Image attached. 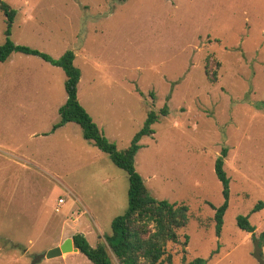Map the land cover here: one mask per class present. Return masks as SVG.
Returning a JSON list of instances; mask_svg holds the SVG:
<instances>
[{
  "label": "rangeland",
  "instance_id": "obj_1",
  "mask_svg": "<svg viewBox=\"0 0 264 264\" xmlns=\"http://www.w3.org/2000/svg\"><path fill=\"white\" fill-rule=\"evenodd\" d=\"M0 2L17 11L16 44L54 59L75 53L79 102L118 150L149 111L168 105L135 168L156 199L189 209L181 244L168 248L173 264H258L264 208L250 215L254 235L237 217L264 203V0ZM5 30L0 12V45ZM65 81L38 57L13 53L0 63V264H33L78 233L95 248L127 210V174L78 124L53 131ZM224 147L230 200L218 237L215 162ZM36 264L93 263L74 252Z\"/></svg>",
  "mask_w": 264,
  "mask_h": 264
},
{
  "label": "trees",
  "instance_id": "obj_2",
  "mask_svg": "<svg viewBox=\"0 0 264 264\" xmlns=\"http://www.w3.org/2000/svg\"><path fill=\"white\" fill-rule=\"evenodd\" d=\"M124 3L126 0H109ZM0 12L6 17L5 41L0 45V63L8 61L13 53L38 57L46 63L61 68L65 75V91L67 100L59 109L60 122L54 125L53 131L68 123L78 124L86 140L93 142L94 146L107 154L112 163L123 170L128 176V207L124 214L117 216L111 223V234L104 235L103 241L94 248L90 245L85 235L78 233L72 239L75 247L93 264H173V258L168 253L170 245L181 244L179 232L188 223V207L185 204L170 203L166 200L156 199L147 188L144 179L135 168V157L142 148L141 140L155 134L154 125L161 117L170 114L168 105L156 112L149 111L143 127L135 134L130 146L125 150H118L110 142L104 132L100 130L93 118L88 114L78 99V85L81 71L74 64L75 53L66 51L60 58L54 59L29 46L18 45L12 39V29L17 11L7 3L0 2ZM228 150L224 147L215 162V174L220 181L224 197L223 204L216 208L215 232L221 236L224 217L229 208L230 179L224 169ZM264 203L259 202L247 216H238L237 225L242 231L254 235L255 227L250 222V215L261 211ZM264 243V231L259 238ZM189 243L185 237L183 248ZM186 252V249H183ZM181 264H207L208 260L197 258Z\"/></svg>",
  "mask_w": 264,
  "mask_h": 264
},
{
  "label": "water",
  "instance_id": "obj_3",
  "mask_svg": "<svg viewBox=\"0 0 264 264\" xmlns=\"http://www.w3.org/2000/svg\"><path fill=\"white\" fill-rule=\"evenodd\" d=\"M263 244L261 243L260 239H256L254 241V258L257 260L258 264H264V257H263ZM79 252V250L75 247L73 239L68 238L66 239L60 246H57L43 254L37 255L33 264H36L43 259H56L61 258L66 254Z\"/></svg>",
  "mask_w": 264,
  "mask_h": 264
},
{
  "label": "crops",
  "instance_id": "obj_4",
  "mask_svg": "<svg viewBox=\"0 0 264 264\" xmlns=\"http://www.w3.org/2000/svg\"><path fill=\"white\" fill-rule=\"evenodd\" d=\"M263 252H264V248H263Z\"/></svg>",
  "mask_w": 264,
  "mask_h": 264
}]
</instances>
